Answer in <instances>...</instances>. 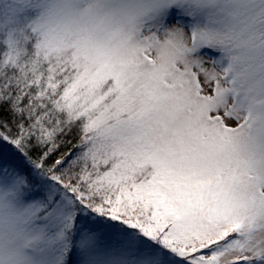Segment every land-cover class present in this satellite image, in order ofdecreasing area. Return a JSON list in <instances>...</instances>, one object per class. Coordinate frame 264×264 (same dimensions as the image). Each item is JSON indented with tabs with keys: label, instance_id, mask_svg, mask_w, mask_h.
<instances>
[{
	"label": "snow or ice",
	"instance_id": "6c2138e0",
	"mask_svg": "<svg viewBox=\"0 0 264 264\" xmlns=\"http://www.w3.org/2000/svg\"><path fill=\"white\" fill-rule=\"evenodd\" d=\"M0 264H264V0H0Z\"/></svg>",
	"mask_w": 264,
	"mask_h": 264
}]
</instances>
